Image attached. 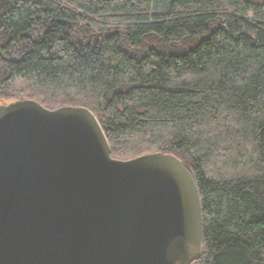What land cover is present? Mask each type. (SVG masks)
<instances>
[{"label": "trees", "instance_id": "1", "mask_svg": "<svg viewBox=\"0 0 264 264\" xmlns=\"http://www.w3.org/2000/svg\"><path fill=\"white\" fill-rule=\"evenodd\" d=\"M90 110L112 157L176 156L195 264H264V0H0V103Z\"/></svg>", "mask_w": 264, "mask_h": 264}, {"label": "water", "instance_id": "2", "mask_svg": "<svg viewBox=\"0 0 264 264\" xmlns=\"http://www.w3.org/2000/svg\"><path fill=\"white\" fill-rule=\"evenodd\" d=\"M111 153L86 108L0 103V264H195L191 173L172 154Z\"/></svg>", "mask_w": 264, "mask_h": 264}]
</instances>
